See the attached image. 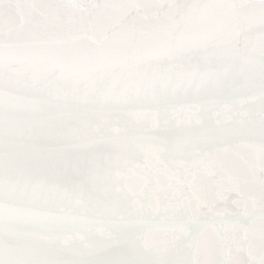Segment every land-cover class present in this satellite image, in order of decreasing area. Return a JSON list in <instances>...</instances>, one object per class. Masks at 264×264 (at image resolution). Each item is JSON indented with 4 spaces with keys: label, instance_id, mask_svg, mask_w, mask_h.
Returning <instances> with one entry per match:
<instances>
[{
    "label": "snow or ice",
    "instance_id": "obj_1",
    "mask_svg": "<svg viewBox=\"0 0 264 264\" xmlns=\"http://www.w3.org/2000/svg\"><path fill=\"white\" fill-rule=\"evenodd\" d=\"M0 264H264V0H0Z\"/></svg>",
    "mask_w": 264,
    "mask_h": 264
}]
</instances>
